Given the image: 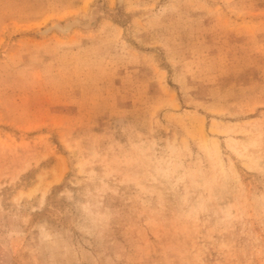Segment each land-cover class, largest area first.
Here are the masks:
<instances>
[{
    "label": "rangeland",
    "instance_id": "1",
    "mask_svg": "<svg viewBox=\"0 0 264 264\" xmlns=\"http://www.w3.org/2000/svg\"><path fill=\"white\" fill-rule=\"evenodd\" d=\"M0 264H264V0H0Z\"/></svg>",
    "mask_w": 264,
    "mask_h": 264
},
{
    "label": "bare ground",
    "instance_id": "2",
    "mask_svg": "<svg viewBox=\"0 0 264 264\" xmlns=\"http://www.w3.org/2000/svg\"><path fill=\"white\" fill-rule=\"evenodd\" d=\"M69 26H70V25H65V26H63V25H60V24L56 23V24H54L52 27H50L49 29L51 30V29H53V28H57V29H59V30L62 32V34H64V33L68 32V30H69ZM49 29H48V31H49ZM46 31H47V30H46Z\"/></svg>",
    "mask_w": 264,
    "mask_h": 264
}]
</instances>
